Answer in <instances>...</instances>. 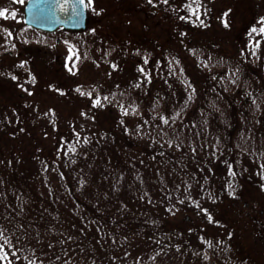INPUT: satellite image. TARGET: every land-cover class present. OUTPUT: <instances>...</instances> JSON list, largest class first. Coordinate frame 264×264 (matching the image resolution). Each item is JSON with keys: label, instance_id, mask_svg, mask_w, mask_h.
<instances>
[{"label": "rangeland", "instance_id": "obj_1", "mask_svg": "<svg viewBox=\"0 0 264 264\" xmlns=\"http://www.w3.org/2000/svg\"><path fill=\"white\" fill-rule=\"evenodd\" d=\"M90 1V17L81 32H61V43L56 44L53 35L46 44L30 43L29 49L20 47L15 54L0 55V116L28 115L30 120H26L33 124L30 129L26 125L8 129L14 136L0 139V152L7 155L10 145H16L17 154L25 159L19 165V176L32 174L43 179L39 171L43 161L37 158L40 150L49 155L47 151L56 147L78 148L100 151L103 157V135L122 133V129L138 146L133 152L121 145V163L129 165L134 159L148 172V181L166 182V189H149L156 205L145 196L144 203L128 200L133 206L141 203L142 208L130 209L129 214H140L143 221L163 222L165 235L150 225L157 234L117 243L99 235L95 228L85 231L77 208L71 217L77 237L62 241L80 248L71 249L64 264H176L201 258L203 250L219 261L218 253L225 247L232 256H237V251L247 252L248 264H264V177L255 162L250 164L241 156L248 145L264 147V134L255 127L229 133L227 110L218 111V124L208 120V126L215 124L209 132H185L175 112L191 88L198 104L206 101L211 107L226 104L221 93L228 90L227 82H233L230 90L234 91L229 93L238 99L246 95L237 89L241 83L249 84L245 92L250 99L257 87L264 86L262 72L260 77L249 72V80L244 81L237 74L241 72L238 63L251 58V51L255 50L256 62L264 53V33L260 32L264 0H199L201 6L193 0H146L147 4L142 0ZM243 3L249 4L250 13ZM225 8L230 9L227 25L221 16ZM248 19L255 32H247ZM8 41L9 37L0 33V51L7 49ZM222 52L233 55L230 63L234 65H225L220 59ZM119 88L137 89L140 95L149 88L150 103L158 102L159 111L132 112L116 93ZM93 105L103 106V110ZM225 135L231 140V153H235L233 168L242 172L239 179L243 184L237 188L233 187V171L221 161L226 153L221 155ZM68 136L74 138L71 146L65 143ZM48 176L52 183L61 180L54 167ZM189 194L191 204L177 199ZM55 242L49 237L47 244ZM3 253L7 257L0 259V264H21L14 249H3Z\"/></svg>", "mask_w": 264, "mask_h": 264}, {"label": "trees", "instance_id": "obj_2", "mask_svg": "<svg viewBox=\"0 0 264 264\" xmlns=\"http://www.w3.org/2000/svg\"><path fill=\"white\" fill-rule=\"evenodd\" d=\"M262 73L264 72L262 71ZM240 78L243 81L249 80L247 76ZM241 85L245 88L248 87L245 83H241ZM225 86V89L228 90L221 93V96L226 100L223 101L226 104L216 103L211 107H208L206 101L198 104L196 92L191 88L188 91V96L175 111L176 120L181 122V125L178 124L179 127L185 132L191 130L209 132L212 130L210 127L218 124L215 121L218 111L227 110L230 120H226L229 123H225L229 126V133L255 127L264 134V86L257 87V94L253 99H238L232 93L230 94V91H234V89L230 90L233 82L232 84L227 82ZM125 89L119 88L116 93L119 98L127 102L132 108V112L138 110L159 111L160 104L158 102L150 103L153 96L150 94L149 88L144 89L142 95L137 89ZM101 92L103 95L109 96L106 91ZM94 108L98 111L103 110V106L99 108L94 106ZM26 119L30 120L28 115L20 117H11L10 113L1 115L0 139L2 137L10 139V136H14L8 129L23 128L25 125L26 129H30L33 124ZM208 120H214L215 124L208 126ZM136 129L140 131L141 126H136ZM119 132L122 133L109 131L103 135V144L100 145L105 154L103 157L100 156V151L87 152L78 148L71 151V148L62 150L56 147L47 151L49 155L45 150H40L37 152V158H41L43 161V166L39 170L44 175L43 179L36 178L32 174L19 176L17 172L19 165H23L25 159H23V155L21 158L17 154L16 145L12 144V147L10 145L9 154L11 156L5 155L4 151L0 152V242L3 244V249H14L21 257V264L68 263L67 255L70 254L71 249L76 247L79 249L80 246H77L78 244L70 245L69 242L62 240L77 237L75 235L77 229L71 218L77 208V211L81 212L85 231L88 232L89 229L95 228L99 235L102 234L106 239L117 241V243L137 242V235L143 237L144 234L151 236L157 234V230L151 229L150 225L156 226L165 235L163 222L150 218L146 219H150L149 221H143L140 214L133 217L129 214L130 209L132 212H135L134 209L142 210L140 204L144 203L142 200L144 196L156 205L150 198L149 189L151 191L166 189V182L160 179L153 183L148 181V172L143 171L134 159H131L129 165L121 163L120 154L118 155L120 146L125 145L130 151L135 152L134 149L138 145L122 129H119ZM73 139L72 136H68L65 143L71 146ZM230 142L229 137L225 135V142L222 144L224 149L221 150V155L226 153L221 161H224L230 171H233V176L236 179L233 187L237 188L243 184L239 179L242 172L233 168L235 153H231L233 149ZM210 149L213 150V148ZM242 150L241 156L245 158L244 160L247 158L250 160L248 162L250 164L255 162L256 169L264 177V167H262L264 166V147L256 148V146L248 145ZM170 166L173 171L172 165H169L168 168ZM53 167L60 173L61 180L57 183H52L48 176V171ZM21 171L23 170L21 169ZM102 177H105L106 180L104 181ZM234 190L238 192V189ZM168 191L171 190L168 189ZM128 194L130 196L127 198ZM130 199H135L133 202L141 203L133 206L131 201L129 204L127 203ZM164 199L165 201L169 200L168 197H164ZM177 199L191 204L190 194L177 196ZM158 203L160 202L158 201ZM144 222L148 224L146 228H144ZM171 235H176L174 238L178 237L176 233ZM49 237L56 242L52 245L47 244ZM36 242H40V245ZM227 248L220 249L219 261L210 259L203 250L200 252L202 253L201 258L198 256L176 264H248L247 252L237 251V256H232V253H228ZM214 253L216 252L214 251ZM199 259L202 260L197 261ZM155 261H158V258Z\"/></svg>", "mask_w": 264, "mask_h": 264}, {"label": "flooded vegetation", "instance_id": "obj_3", "mask_svg": "<svg viewBox=\"0 0 264 264\" xmlns=\"http://www.w3.org/2000/svg\"><path fill=\"white\" fill-rule=\"evenodd\" d=\"M28 0H23V2H21V0H0V10H5L7 9L6 12V18L5 17H0V33H5L7 35V37H9V41L6 45L7 49L4 51H0V55H4V54H15L16 49L19 50L20 47H26L27 49L31 48L30 47V43H35V42H40L42 44H46L47 42L50 41L51 37H53V35H55L56 37H54V42H56V44L61 43V38L59 35V33L61 32H76L75 30H70L67 28H64L62 26H57L55 29L53 30H43V29H39L37 27H34L32 25H29L27 23H25L24 21V17H25V5L27 3ZM143 2L146 3V0H142ZM89 2H91L90 0H85L86 3V14H87V18L86 21L88 22L90 14H89ZM194 4L197 6H201L202 5V1L199 0H193ZM211 1H208V4ZM127 3H129V5L133 4L132 1H128ZM208 4H205L206 6H209ZM241 6L246 9L247 13H250V9H249V4L247 3H243L241 4ZM230 10V9H229ZM227 8H225L222 11V17L225 20L224 25H227L226 21L228 20L229 11ZM245 10V9H244ZM15 12L16 15L15 17L12 16V13ZM243 15L244 12H241ZM249 15V14H248ZM253 13H251V18H253ZM16 22H18L19 24L13 25L12 24H16ZM262 22L264 23V19H262ZM248 25V30L249 31H253L254 27L252 26V23H250V19H248L246 21L245 26ZM263 27V26H261ZM243 28L241 27V30ZM2 31V32H1ZM258 31V30H257ZM10 34V35H9ZM259 34V31H258ZM246 47V46H245ZM255 50L251 51L252 53V57L249 59H244L238 63V65L241 66V72H238L237 70V74H241L239 75L240 77L243 76H248V73L250 72L251 74H253L254 72L257 73V75L259 76L261 74V72H264V53H262V55L260 56L259 59H257L256 62V53H254ZM238 54V53H237ZM231 56H233L232 54H228L227 52H222L221 53V57L220 59L225 62V65H230L234 63H230L231 61ZM259 72V73H258ZM246 74V75H244ZM264 74V73H263ZM260 77V76H259ZM228 79V78H227ZM261 79V78H260ZM247 86H249V84L245 83ZM240 89V91H244V93L246 94L243 97H239V99L241 98H245V99H250V96L247 92H245V87L241 88H237ZM257 92L253 95V98H255Z\"/></svg>", "mask_w": 264, "mask_h": 264}, {"label": "water", "instance_id": "obj_4", "mask_svg": "<svg viewBox=\"0 0 264 264\" xmlns=\"http://www.w3.org/2000/svg\"><path fill=\"white\" fill-rule=\"evenodd\" d=\"M38 0H28L25 5L24 21L35 27L52 30L58 25L71 29H82L85 27L86 5L85 0H48L47 4L40 6L50 10L52 19L37 20L34 19Z\"/></svg>", "mask_w": 264, "mask_h": 264}, {"label": "snow or ice", "instance_id": "obj_5", "mask_svg": "<svg viewBox=\"0 0 264 264\" xmlns=\"http://www.w3.org/2000/svg\"><path fill=\"white\" fill-rule=\"evenodd\" d=\"M21 2H23V0H21ZM83 2V0H81V3ZM166 2V0H165ZM48 0H38V5L36 6V12L34 13V19L37 20H50L52 19V15L50 14V10L46 7L40 6L41 4H47ZM6 12L7 9L5 10H0V17H5L6 18ZM16 13L13 12L12 16L15 17ZM253 31L255 32L256 29H253ZM260 32L264 33V27L260 28ZM10 35V34H9ZM97 103H99V101H97ZM168 121L165 120V123H167ZM264 167V166H262ZM234 174V173H233ZM207 211V210H204ZM211 217L209 216V220L211 221ZM7 254L3 253V244H0V259H6Z\"/></svg>", "mask_w": 264, "mask_h": 264}]
</instances>
